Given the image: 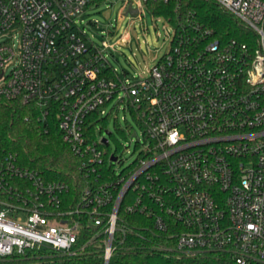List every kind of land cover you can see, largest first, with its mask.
Returning <instances> with one entry per match:
<instances>
[{"label": "built area", "instance_id": "built-area-1", "mask_svg": "<svg viewBox=\"0 0 264 264\" xmlns=\"http://www.w3.org/2000/svg\"><path fill=\"white\" fill-rule=\"evenodd\" d=\"M213 1L249 43L192 14L166 20L167 53L127 85L78 26L89 0H0V98L54 115L84 183L68 197L67 184L0 151V259L77 256L98 242L108 264L122 216H135L180 256L264 264V0ZM121 91L145 144L117 173L94 124Z\"/></svg>", "mask_w": 264, "mask_h": 264}, {"label": "trees", "instance_id": "trees-1", "mask_svg": "<svg viewBox=\"0 0 264 264\" xmlns=\"http://www.w3.org/2000/svg\"><path fill=\"white\" fill-rule=\"evenodd\" d=\"M91 2L89 0L88 4ZM153 16L176 22L187 14L213 29L214 36L249 43L251 35L213 0H183L180 5L146 0ZM0 151L16 154L22 167L37 171L47 181L67 184L68 197L78 196L84 185L77 173L78 159L61 140L54 115L46 122L38 118L33 106L0 98ZM125 234L116 233L117 246L108 264H232L219 255L183 257L176 253L169 233H157L151 223L135 216H122ZM98 242L77 256L39 250L23 256L0 259V264H103Z\"/></svg>", "mask_w": 264, "mask_h": 264}, {"label": "rangeland", "instance_id": "rangeland-1", "mask_svg": "<svg viewBox=\"0 0 264 264\" xmlns=\"http://www.w3.org/2000/svg\"><path fill=\"white\" fill-rule=\"evenodd\" d=\"M130 3L140 11L138 15H124ZM77 23L85 41L99 49L115 76L127 85L148 78L149 70L170 47L171 26L164 18L153 16L143 1L91 0ZM122 97L123 91L104 108L101 121L94 124L97 138H106L108 152L122 160L121 165L114 164L117 173L138 158L140 145L145 144L142 129L127 99L120 100Z\"/></svg>", "mask_w": 264, "mask_h": 264}, {"label": "water", "instance_id": "water-1", "mask_svg": "<svg viewBox=\"0 0 264 264\" xmlns=\"http://www.w3.org/2000/svg\"><path fill=\"white\" fill-rule=\"evenodd\" d=\"M138 9H135V8H132V5L131 3L129 4L128 8L126 9L124 15H131V16H136L138 15ZM107 135H110V133L106 132ZM102 142L104 143V145H108V140L106 138H103L102 139ZM110 160L112 162H115L116 161V158L115 157H111Z\"/></svg>", "mask_w": 264, "mask_h": 264}]
</instances>
